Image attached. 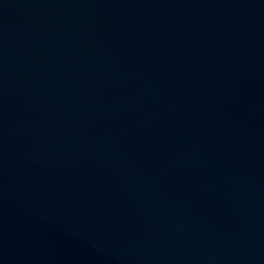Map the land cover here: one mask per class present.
<instances>
[{"label":"water","instance_id":"1","mask_svg":"<svg viewBox=\"0 0 264 264\" xmlns=\"http://www.w3.org/2000/svg\"><path fill=\"white\" fill-rule=\"evenodd\" d=\"M0 264H264V0H0Z\"/></svg>","mask_w":264,"mask_h":264}]
</instances>
